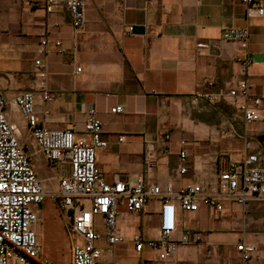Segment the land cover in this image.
Here are the masks:
<instances>
[{
    "label": "crops",
    "instance_id": "crops-1",
    "mask_svg": "<svg viewBox=\"0 0 264 264\" xmlns=\"http://www.w3.org/2000/svg\"><path fill=\"white\" fill-rule=\"evenodd\" d=\"M84 17L83 27L75 29L62 3L46 12L44 0H0L4 110L49 194L37 209L34 229L42 256L56 264H69L70 240L52 195L70 167L50 165L36 151L26 123L10 103L14 94L36 89V59L52 97L42 101L36 92L39 123L79 132L86 111L94 108L106 141L96 150V163L107 183L117 178L134 182L143 175L160 187L198 182L214 191L223 164L246 153L264 156V120L246 122L226 101L212 106L194 97L244 79L248 93L261 97L264 111V14L251 9L248 15L240 0H86ZM135 25L142 33L128 31ZM224 26L247 28L246 47L223 39ZM239 54L252 61L245 69L235 60ZM116 105L122 110L110 112ZM180 140L186 142L184 174L178 172ZM149 155L156 164L145 174ZM222 205L217 216L202 205L178 211L179 231H198L201 240L179 245L164 260L146 245L136 251L131 241L138 232L144 239L158 236L159 201L150 200L139 212L119 205L117 229L124 240L112 245L97 240L100 264H241L236 249L241 242L255 249L247 264H264V198L253 197L244 206L224 198Z\"/></svg>",
    "mask_w": 264,
    "mask_h": 264
},
{
    "label": "built area",
    "instance_id": "built-area-1",
    "mask_svg": "<svg viewBox=\"0 0 264 264\" xmlns=\"http://www.w3.org/2000/svg\"><path fill=\"white\" fill-rule=\"evenodd\" d=\"M240 1L246 6L248 15L251 9L258 16L264 14V0ZM60 3L70 14L72 26L82 28L86 0H44V9L51 12ZM131 28L128 27V31ZM221 37L239 41L245 48L249 31L247 28L224 26ZM41 43L44 44L45 40ZM59 44V41L55 42V45ZM235 60L244 69L252 62L246 54L236 55ZM34 63L37 65L34 74L39 79L36 89L14 94L10 103L26 123L36 151L50 165L69 164V174L57 180L58 191L52 195L67 223L69 264H100L101 251L96 241L102 238L112 245L124 240L117 229L119 205H124L127 212H139L150 200L159 201L158 236L144 239L138 232L131 241L136 251L146 245L156 251L159 260H164L171 257L179 245L201 240L198 231H179L182 222L177 216L178 211H196L202 205L217 216L222 211L224 198L243 206L253 197L264 198V156L254 152L246 153L236 162L223 164L217 171L214 191L198 182L177 189L170 184L160 187L148 183L143 175L134 182L119 178L112 183L105 182L96 163V150L105 147L106 141L101 138L102 122L94 108L86 111L79 132L70 127L53 129L40 124L34 112L36 92L42 101L52 97L44 84L45 72L40 69L39 59ZM79 71L80 67H76L75 73ZM207 84L211 85V82ZM194 97L212 106L226 101L246 122L264 120L261 97L248 93V83L244 79L227 89L197 92ZM5 104L0 90V264H56L42 256L34 229L38 221L37 209L49 194L36 174L31 154L20 142L15 126L7 119ZM121 110V105L110 108V112ZM185 144V140H180V174L188 171ZM155 164L153 156H146L144 173H148ZM177 231L178 236L175 235ZM236 249L241 264H247L255 250L252 245L242 242L236 245Z\"/></svg>",
    "mask_w": 264,
    "mask_h": 264
},
{
    "label": "water",
    "instance_id": "water-1",
    "mask_svg": "<svg viewBox=\"0 0 264 264\" xmlns=\"http://www.w3.org/2000/svg\"><path fill=\"white\" fill-rule=\"evenodd\" d=\"M131 31L132 32H137V33H142L143 28L141 26H136L135 25V26H132Z\"/></svg>",
    "mask_w": 264,
    "mask_h": 264
},
{
    "label": "rangeland",
    "instance_id": "rangeland-1",
    "mask_svg": "<svg viewBox=\"0 0 264 264\" xmlns=\"http://www.w3.org/2000/svg\"><path fill=\"white\" fill-rule=\"evenodd\" d=\"M55 213V210H54V206L52 205V207H51V213Z\"/></svg>",
    "mask_w": 264,
    "mask_h": 264
}]
</instances>
